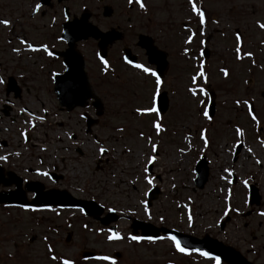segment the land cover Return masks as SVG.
I'll return each instance as SVG.
<instances>
[{
	"label": "rangeland",
	"instance_id": "1",
	"mask_svg": "<svg viewBox=\"0 0 264 264\" xmlns=\"http://www.w3.org/2000/svg\"><path fill=\"white\" fill-rule=\"evenodd\" d=\"M69 1L75 12L74 1ZM106 3L115 10L112 18L100 17L97 0H83L102 26L127 28L136 21L131 32L135 35L143 31L139 26L144 21L157 25L153 33L163 39L169 70L157 90L155 79L140 70L127 72L117 66L120 77L129 76L116 82L101 62L94 71L89 64L91 85L104 106V113L95 118L89 107L61 111L49 69L35 66L21 49L11 52L14 0H0V20L9 22L7 27L1 24L0 33V67L5 74L0 83L4 147L0 145V156L14 155L18 170L13 171L47 186L45 176L37 173L57 168L64 176L57 187L98 203L104 208L102 218L109 209L119 216L117 222L103 226L75 210L0 206V264H62L64 260L71 264H215L204 256L176 252L167 236L155 243L129 241L130 225L134 219L221 241L264 234V216L259 215L264 212V40L263 28L258 26L264 25V0H192L205 14L203 29L188 0H141L143 9L137 4L128 8L125 0ZM237 33L242 38L240 60L236 59ZM189 36L192 40L186 43ZM201 66L205 77L193 83ZM14 70L20 77L19 98L5 92L6 77ZM200 88L206 95L200 94ZM161 91L168 99L167 111L138 115L137 109L151 108L153 95ZM208 92L214 93L215 113L205 119ZM85 117L95 122L86 127ZM153 124L163 131L157 134ZM239 143L242 148L234 157ZM152 145L157 146L155 152ZM101 147L106 149L103 154L98 151ZM150 156L155 161L148 165ZM201 156L208 163V180L199 189L195 167ZM250 186L257 189L258 205L249 204ZM154 188L158 194L148 206L146 196ZM111 226L120 240L108 241ZM83 252L95 253V259H82ZM98 256L108 259L97 260Z\"/></svg>",
	"mask_w": 264,
	"mask_h": 264
},
{
	"label": "flooded vegetation",
	"instance_id": "2",
	"mask_svg": "<svg viewBox=\"0 0 264 264\" xmlns=\"http://www.w3.org/2000/svg\"><path fill=\"white\" fill-rule=\"evenodd\" d=\"M67 1L69 0H14L13 11H15V14L13 17L16 18L15 20H12L10 30L11 35L8 44H14L15 47H11V52H18V50L21 49L23 52H27L28 56L33 59L32 63L35 66L42 64L45 66L44 70L49 69L48 72L53 93L54 78L58 75L64 74L66 70L65 61L73 62L75 66L78 64L79 60L83 63V72L89 81L92 92L96 96H98V94L91 85V78L89 75L91 74V70H95L94 65L97 62H101V60H104L107 63L108 67L105 68L107 69V74L112 77L113 81L116 82L119 81L121 77L123 81L127 76H129L121 75L120 77V74L118 73L119 69H116L117 66H121V69L129 72V70L132 69L136 70L132 67V64L136 63L142 65L143 67L147 66V68L155 72L154 66L148 64L146 47L158 50L159 52H164L168 62L169 54L165 51L167 49L165 48V50H163L162 48L163 39L160 38L158 34L155 35L153 33V31L158 30L157 25L154 23L149 21L142 22L139 26V31H143L132 35L131 32H134V27H137L136 21L132 23L133 25H128L127 28L119 24L102 26L99 24V21L94 20L96 14L92 12L91 9L87 8L86 5L84 6L83 0H73L75 4V12L72 11L71 7L67 4ZM97 2L101 8L100 17L108 19L114 16L115 10L111 5L106 3V0H97ZM125 3L128 8H133L134 4H136L135 0H133L131 4L128 0H125ZM37 4L40 5L38 9L36 8ZM145 11L142 13L144 17L147 15ZM82 18H85V20H82ZM67 23L74 25H69L67 27ZM127 23H131L130 19ZM0 26V33H2V25L0 24ZM69 28L75 34L78 33V37L82 36V34L87 30L96 29L101 34L112 32L115 34V37H117V40L108 44L105 47L104 54L102 55L98 45L100 38L95 39L92 36H88L84 40H76L74 45L70 47L64 38L66 37L64 36V33H67ZM74 37L77 38V35H74ZM140 40L141 43H143V46L139 45ZM21 41H23V43H21ZM124 41H132V43H124ZM45 49H47V51H45ZM71 49H73V52L70 51ZM88 55H90V57ZM89 64L92 66L91 70L88 68ZM51 66L52 68H50ZM168 70L164 77L168 75ZM16 72L18 71L14 70L13 74L6 77L8 83L5 86V92L9 90L14 95L18 93V90L12 82H18V79L20 78H18V74ZM4 76L5 74L0 67V81L4 80ZM153 78L156 79V77ZM88 107L94 110L90 103H88L85 108ZM0 145L2 147L1 142ZM4 146L10 147L11 145L10 143L4 142ZM2 148L4 149V147ZM241 148L242 146L238 149L236 154H234V157L239 154ZM3 157L5 159L0 160V165L3 169L2 180L7 182L9 181V178L6 175L7 172L14 173L19 176L17 172L13 171L14 169L18 170V161H15L16 157L14 155H6ZM235 160L236 158L233 159V161ZM57 171L58 169L55 168L52 171L50 170L46 172L47 175L45 177L49 186L45 184V190L60 189L57 187L55 180L57 178L61 179V177L63 179L64 176ZM21 178L23 182L30 181L23 177ZM13 188L14 186L7 189L0 186V192L8 191ZM28 197L30 198L31 196ZM222 243L226 246L232 247L239 253L243 259L241 260V263L264 264V234L260 236L239 238L234 241L223 239ZM219 264L225 263L220 262Z\"/></svg>",
	"mask_w": 264,
	"mask_h": 264
},
{
	"label": "water",
	"instance_id": "3",
	"mask_svg": "<svg viewBox=\"0 0 264 264\" xmlns=\"http://www.w3.org/2000/svg\"><path fill=\"white\" fill-rule=\"evenodd\" d=\"M85 20V18H82ZM73 26L74 24H67L68 26ZM77 35V38L74 37ZM64 37L70 47L74 45L76 40L85 39L88 36H92L95 39L100 38L98 43L102 55L104 54L105 47L112 43V41L117 40L115 34L109 32L107 34H101L96 29L87 30L82 36L78 37V33L75 34L70 28L67 33H64ZM76 38V39H75ZM142 39V38H140ZM140 46H143L141 40L139 42ZM148 60L150 64L156 66L157 76L160 78L166 73L167 62L165 60V55L162 52H158L150 47H146ZM73 52V49L70 50ZM101 56V55H100ZM65 57V55H64ZM66 71L62 76H56L54 79V91L56 94V99L60 108H64L66 111H71L76 107H84L86 102L89 99H93L92 105L97 110L96 115H100L102 104L100 100L93 96L91 93L90 86L86 79V76L83 72V63L79 60L78 64H75L71 61H65ZM17 94V93H16ZM17 96V95H16ZM210 101L208 105V116L212 117L214 115L215 105L212 101L214 94L209 93ZM168 107V101L166 94L162 93L157 98V109L159 113L163 114ZM90 126V122H88ZM239 148V147H238ZM196 179L195 185L197 188L202 189L204 184L207 181L208 169L205 161V157H201L198 161L196 167ZM11 179L7 182L2 180V170L0 168V184L4 187H9L15 184L16 189L14 191L2 192L0 193V205L5 204L7 206H20V207H61V208H75L81 209L86 216H90L93 219L99 220L103 225H107L111 221L117 220V217L113 212H110L106 219H99V216L102 213V208L97 206L94 202L90 201H81L70 196L66 191H43V185L39 182L27 183L22 189V181L19 178H16L13 174L8 173ZM32 193L34 196L29 202L26 199L25 193ZM158 190L153 189L147 194L148 205L157 197ZM251 203L258 204V196L255 190H251L250 193ZM133 233H136L138 230L141 231L142 237H152L156 239L163 235H174L180 242L181 246L184 247L187 251L193 250L195 252H204L208 255L221 259L228 264H243L239 259L238 254L231 252L232 250L223 247L219 242L205 236L202 239H196L189 235H184L174 230H168L163 227L156 228L150 224H145L138 221H133L131 225ZM113 230V229H111Z\"/></svg>",
	"mask_w": 264,
	"mask_h": 264
},
{
	"label": "snow or ice",
	"instance_id": "4",
	"mask_svg": "<svg viewBox=\"0 0 264 264\" xmlns=\"http://www.w3.org/2000/svg\"><path fill=\"white\" fill-rule=\"evenodd\" d=\"M128 2L131 4L133 2V0H128ZM189 4L192 5V12L194 15L198 16L199 17V23L201 25V29H203V26L205 25V14L200 10L198 9L194 4H192V0H188ZM135 3L137 5H139L141 7V9L144 8V5L141 3V0H135ZM40 7L39 4L36 5V8L38 9ZM214 23L216 21H213ZM0 24L4 25L5 27L8 26L9 22L6 21V20H0ZM259 27L261 28H264V25H258ZM201 35H203V31H201ZM236 59L237 60H240L242 57H241V43H242V38L237 34L236 37ZM192 40V37L189 36L188 39L186 40V43H190ZM21 43H23V41H21ZM201 43L203 44L204 42L201 41ZM34 50V49H33ZM45 51H47V49H45ZM247 55H251L250 53H248ZM127 62V61H126ZM101 64L104 65L105 68L108 67L107 63L104 61V60H101ZM132 67L134 68H137L139 69L140 71H142L143 73H145L146 75H150L152 77H156L155 79V86H156V89L159 90L160 86H161V80L159 77H157L156 73L154 71H152L151 69L147 68V67H142L140 64H134L132 65ZM221 71L223 72V74L225 76L228 75L227 71L224 70V69H221ZM197 77H205V73L204 71L202 70V66H201V70L198 71L193 77H192V81L193 83H196L197 82ZM3 81H0V83H2ZM206 82V81H205ZM188 91L193 95H197V92L195 89L193 88H189ZM199 92L201 95H206V92L203 88H200L199 89ZM247 103V102H245ZM239 104V102H238ZM137 114L138 115H146V114H156V115H159L157 113V110H156V94L153 95V98H152V106L151 108L149 109H137ZM204 116H205V119H208L209 116H208V113L207 111H205L204 113ZM249 115H251V113H249ZM253 119H255V117H253ZM153 127L155 128L157 134H159L161 131H163V129L160 127L159 124H153ZM237 134L239 135V129H237ZM23 135V134H22ZM201 139L204 140L205 139V135H204V132H201ZM205 144H207V141L205 140ZM157 150V146L156 145H152V151L155 152ZM98 151L103 154L106 149H104L103 147L99 148ZM5 159L3 156H0V160H3ZM155 161V157L153 156H150L147 158V164L148 165H151L153 164ZM145 171L147 172L148 169L147 167L145 168ZM38 175H44L46 176L47 174L46 173H37ZM229 175H231V173L229 172ZM145 180H146V183L151 185L152 184V179L148 178L147 176L145 177ZM247 186V185H245ZM109 211H112V209H109ZM144 211H145V214L147 215L148 214V208L145 207L144 208ZM259 215L261 216H264V212H261L259 213ZM163 219V218H161ZM188 222H189V227H191V223H192V218L191 216L188 217ZM108 241H115V240H120L121 239V236L119 233H115V232H110V234L108 235L107 237ZM129 241H135L136 243H140V241L142 239H147L149 240L150 242L152 243H155V240L152 238V237H139V236H135V235H132V236H129L128 237ZM156 239H164V237H157ZM167 240L171 242L172 246L174 247L175 251L178 252V253H181V254H184V255H187V250L181 246V242L174 236V235H169L167 236ZM49 251L51 252L52 250L49 249ZM200 256H206L207 254L204 253V252H200L199 253ZM52 259H55V257H52ZM97 260H107L108 257H105V256H98L96 257ZM215 259V258H213ZM62 264H71L70 261L68 260H64L62 262ZM217 264H219V261H217Z\"/></svg>",
	"mask_w": 264,
	"mask_h": 264
},
{
	"label": "bare ground",
	"instance_id": "5",
	"mask_svg": "<svg viewBox=\"0 0 264 264\" xmlns=\"http://www.w3.org/2000/svg\"><path fill=\"white\" fill-rule=\"evenodd\" d=\"M259 163H261V160H259Z\"/></svg>",
	"mask_w": 264,
	"mask_h": 264
}]
</instances>
